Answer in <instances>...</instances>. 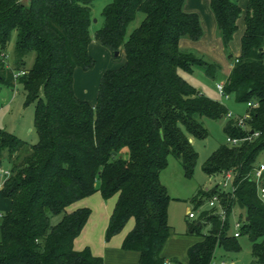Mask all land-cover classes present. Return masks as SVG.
I'll list each match as a JSON object with an SVG mask.
<instances>
[{"label":"trees","instance_id":"1","mask_svg":"<svg viewBox=\"0 0 264 264\" xmlns=\"http://www.w3.org/2000/svg\"><path fill=\"white\" fill-rule=\"evenodd\" d=\"M95 1L30 0L25 5L0 0V83L21 84L26 102L36 103L38 133L32 143L0 127V166L5 155L11 165L2 189L11 209L1 219L0 264H103L89 247H74L91 209L67 210L98 190L104 199L119 193L107 240L135 217L122 248L137 251L141 264H212L218 247L239 251L242 235L252 241L250 264H264V203L259 195L264 174L256 180V169L264 163V0H248L245 13L240 0H209L217 35L228 52L244 15L241 52L232 55V70L222 81L238 102L255 103L247 105L248 123L261 135L239 145L223 143L203 163L213 179L233 172V190L222 192L215 185L199 189L193 198L199 208L204 196L219 195L226 214L222 218L216 207L203 209L188 222L187 232L201 239L188 248L186 263L177 257L168 261L162 254L172 227L171 196L160 174L174 155L192 177L199 153L191 138L209 136L203 117L217 119L229 112L181 72L192 73L199 66L216 78L222 65L181 46L182 39L204 36L202 18L186 10L187 0H110L95 38L113 54L125 51L126 62L103 73L92 105L76 95L74 73L77 67L89 70L96 64L89 52ZM139 13L143 19L129 31ZM15 31L8 64L5 51ZM30 53L35 58L28 66ZM250 130L235 119L227 118L224 126L227 136L243 137ZM237 208L240 236L231 222ZM53 215L62 217L52 223Z\"/></svg>","mask_w":264,"mask_h":264},{"label":"rangeland","instance_id":"2","mask_svg":"<svg viewBox=\"0 0 264 264\" xmlns=\"http://www.w3.org/2000/svg\"><path fill=\"white\" fill-rule=\"evenodd\" d=\"M22 1L25 5H29L30 3V0ZM109 1L110 0H96L92 7V24L90 30L93 42L90 45V54L96 60V64L92 69L89 70H84L81 67L78 68L79 70L74 80L75 91L79 97L82 94V90L84 88H88L90 99L87 100L89 102L90 100L92 102L97 101L99 85L103 73L110 69H117L123 66L126 62L125 51H122L119 55L113 54L110 49L103 46L95 38L96 31L103 24V8ZM188 1H190L193 5L196 6V10H199L197 12L200 14L203 21L204 34H206L207 32V39H211L212 45L216 46L217 43L214 41L215 39L213 37V33H215V31L213 30L215 18L209 6V0H187V3ZM242 1L243 0H241V3ZM143 17L144 14L139 13L136 20L131 24L129 31L132 30L135 26L139 25ZM210 19H212V23H210ZM243 25L244 22L243 20H241L239 22V29L234 35L233 41L230 45L231 51H226L227 60L231 61L230 55H236L239 52L240 35L243 29ZM16 37L17 33L15 31L12 34L8 47L5 51V60L8 64H10L13 60V52ZM34 58V53H30L27 55L26 61L28 66L32 65ZM101 70L103 71L101 72ZM181 74L192 85L200 89L209 97L216 100H220L225 103L228 109L234 112L235 114H243L244 112H247L248 106L243 102H238L233 94H229V98L226 99L218 92L216 87L217 83L221 82L226 78V70L224 69V66H222V70L219 72L216 78L209 77L204 72L203 68L199 66H196L195 70L192 73L183 71L181 72ZM26 98V91L24 90L21 84H18L17 87H13L4 82L0 83V126L28 142L36 143L38 141V133L34 124L36 103H27ZM226 121L227 118L225 116L217 119L203 117V123L208 129L209 136L205 139H198L192 137L194 147L199 153L198 163L192 177L186 176L180 160L174 155L169 156L168 165L161 171V182L167 187L168 192L171 196L168 212L169 223L174 230L175 242H177L180 237L187 235L188 222H192L195 220V218L189 217L190 210L199 213L203 209H209V198L207 196H204L202 198L203 203L201 204V206L199 208H195L193 198L198 193L199 189L203 188L205 191H208L215 185H220V190L222 192H231L233 190L232 178H228L226 181H224V179L220 175L215 179H211L202 168L205 160L215 150H217L221 144L227 142V135L224 131ZM1 167L5 170L11 169L6 155L2 161ZM3 179V176H1L0 174V181H3ZM94 197H96V195L92 194L89 196V198H85L86 200L84 201L93 200V209L90 207L91 211H93L92 217L97 222H101L103 214L105 212V208L103 204H100L97 201L95 202ZM118 197L119 193L111 196L110 198L104 201H106V203L109 204V207L113 209V207L117 203ZM240 213L241 210L237 208L232 214L231 222L233 231L236 230L235 226L236 222L239 219ZM61 217L62 215H53L52 223L58 222ZM1 219L2 218H0V224ZM135 222V217H131L126 223L125 227L122 229V231H128L130 227L132 228V226L135 225ZM207 230L208 228L204 229L205 232H207ZM238 241L240 244L239 251H226L223 247H218L216 249L217 260L215 264H250L252 259V241L250 237L248 235H242L238 238ZM177 246L178 243L174 245V248L176 249ZM185 255V258H182L183 255L179 254L177 258L183 263H186L187 252Z\"/></svg>","mask_w":264,"mask_h":264},{"label":"crops","instance_id":"3","mask_svg":"<svg viewBox=\"0 0 264 264\" xmlns=\"http://www.w3.org/2000/svg\"><path fill=\"white\" fill-rule=\"evenodd\" d=\"M20 1H22V0H20ZM247 1L248 0H243L241 3V0H240V2H239L244 13H245V10L247 7ZM185 8L188 11H195L197 9L196 6L193 5L190 1H188V3L185 5ZM197 11H199V10H196V12ZM213 16H214V14H213ZM241 20H243L244 25H243V29H242L241 35H240V48H239V52L236 55L232 54L234 56H239V54L241 52V37H242L243 32L245 30L244 15L238 19V27H239V22ZM210 23H212V19H210ZM213 30L215 31V33H213L214 34L213 37L215 39L214 41L217 43L216 46L212 45L211 39H207V37H206L208 35L207 32L198 41H193L190 39H182L181 40V46L184 48L197 49L200 52L210 56L214 60L219 61L221 63V65L224 66V69L226 70V77H227L232 70L233 64L230 60L226 59V50L223 46L222 39L217 35V32H216V20H215V24L213 25ZM91 43H90V45H91ZM90 45H89V52H90ZM230 45H231V43H230ZM231 57L232 56H230V58ZM78 68H80V67H77L75 70L74 80H75L76 74L79 70ZM102 71L103 70H101V72ZM74 89H75V84H74ZM75 93H76V91H75ZM79 98H81L83 100L90 99L88 88H86V89L84 88L82 90V94ZM96 102L97 101L92 102L90 100V103L92 105H95ZM239 114H242V113H239ZM243 114H245V112ZM191 140L193 142L192 138H191ZM10 168H11V165H10ZM211 179H213V178H211ZM1 182L2 181H0V183ZM94 195H96V197H94L95 198L94 201L95 202L97 201L98 203L103 204L104 208H105V212L103 214L102 221L101 222L98 221L99 222L98 223L95 219H93V217H92L93 211H92V213H91L86 225L84 226L81 234L75 240V243H74L75 249L76 250H83L84 248L89 247L94 255L100 256L103 258V264H141L140 263V254L137 251H130V250H125L122 248L125 237L133 229V227L135 225L132 226V228L130 227V229H128V231H124V232L122 231V232L116 234L111 239L107 240L106 239L107 226H108L110 216H111L115 206L113 207V209L111 207H109V204H107L106 201H104L106 199H104V197L102 196V194L99 190L96 191L94 193ZM85 198H89V196L84 197V198L72 203L70 206H68L67 210L69 212H72L78 208H83V207H88V208L91 207L93 209V207H92L93 200L84 201V200H86ZM10 209H11V200L9 198L4 197L2 194V191H1L0 192V214L3 215L6 212H8ZM0 218H2V216H0ZM170 235L171 236L168 239V241L166 242L164 249L162 251L163 256L167 260H170L171 258L177 257L179 254L183 255L182 258H185V256H186L185 254L188 251V248L201 239L200 236L189 234L187 232L186 236L180 237V239H178V241L175 242L173 228L171 229ZM176 243H178V246L175 249L174 245ZM216 260H217V258H216ZM222 261H224V260H222Z\"/></svg>","mask_w":264,"mask_h":264},{"label":"built area","instance_id":"4","mask_svg":"<svg viewBox=\"0 0 264 264\" xmlns=\"http://www.w3.org/2000/svg\"><path fill=\"white\" fill-rule=\"evenodd\" d=\"M25 72H22L21 74H24ZM18 76V75H16ZM217 90L218 92L226 99L229 98V94L226 93L225 91V84L223 81L218 82L217 85ZM248 106H253L255 105V103L253 102H248L247 104ZM226 118L228 119H235L237 124L242 127L244 130L248 131L250 130V125L248 123V121L251 119V114L249 112H246L245 114H235L234 112H232L231 110H229V112L226 115ZM261 135V131L259 130H250V133L246 134L243 137H238V136H233V135H228L227 136V143H229L230 145H239L242 142L245 141H252L254 139H256L257 137H259ZM11 171L10 170H5L0 166V174L1 176H3V181L0 183V192L3 189V185H4V181L5 179L10 175ZM264 174V163H262L257 169H256V180L260 181L262 180ZM222 178L224 179V181H226L228 178H234V173L233 172H229L225 175L222 176ZM259 195L264 203V185H259ZM216 207V212L222 217L225 218V214H226V210L224 208V205L221 204L220 202V197L219 195H213L211 198H209V208H215ZM199 213H196L194 211H189V217L190 218H195L197 219L199 217ZM0 216H2L0 214ZM242 223L237 221L236 222V230H235V236H240V228H241ZM216 262L214 261L212 264H215Z\"/></svg>","mask_w":264,"mask_h":264},{"label":"water","instance_id":"5","mask_svg":"<svg viewBox=\"0 0 264 264\" xmlns=\"http://www.w3.org/2000/svg\"><path fill=\"white\" fill-rule=\"evenodd\" d=\"M116 55H119V52H116ZM230 56H232V54ZM112 154L116 155L117 153L115 151H113Z\"/></svg>","mask_w":264,"mask_h":264}]
</instances>
